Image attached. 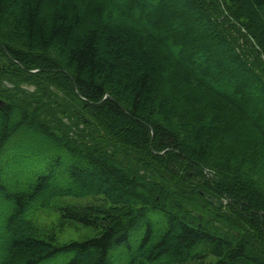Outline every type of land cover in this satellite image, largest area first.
Here are the masks:
<instances>
[{
	"label": "trees",
	"instance_id": "obj_1",
	"mask_svg": "<svg viewBox=\"0 0 264 264\" xmlns=\"http://www.w3.org/2000/svg\"><path fill=\"white\" fill-rule=\"evenodd\" d=\"M0 264H264V0H0Z\"/></svg>",
	"mask_w": 264,
	"mask_h": 264
},
{
	"label": "rangeland",
	"instance_id": "obj_2",
	"mask_svg": "<svg viewBox=\"0 0 264 264\" xmlns=\"http://www.w3.org/2000/svg\"><path fill=\"white\" fill-rule=\"evenodd\" d=\"M223 4V3H222ZM225 10V8L223 7ZM227 12V11H226ZM249 40L254 42V39L251 35L248 34ZM22 87L28 91H32L34 89L33 85L30 84H22ZM22 167V165H19ZM34 167V158L30 159L25 166V168H28V170H32ZM7 171V170H6ZM5 181L8 183H13L15 184L16 178H23V177H16L14 176L11 172L7 171L5 174ZM90 201V198H88ZM76 201V200H75ZM86 202V201H85ZM48 210V209H46ZM52 211H44V210H39L36 215L30 216L32 221L36 223L39 226H52L57 223V221L60 218V212L59 209H49ZM100 231L98 229H93L89 227H85L79 223H73L71 226H65L62 229L56 230V234L58 237V240L64 242L67 240H82L86 236L94 237L98 235Z\"/></svg>",
	"mask_w": 264,
	"mask_h": 264
},
{
	"label": "water",
	"instance_id": "obj_3",
	"mask_svg": "<svg viewBox=\"0 0 264 264\" xmlns=\"http://www.w3.org/2000/svg\"><path fill=\"white\" fill-rule=\"evenodd\" d=\"M210 201H211V203H214L215 202V198L213 196H210ZM216 202H217V206L218 207H221L223 205L221 200H216ZM176 205H180V203L178 201H176Z\"/></svg>",
	"mask_w": 264,
	"mask_h": 264
}]
</instances>
